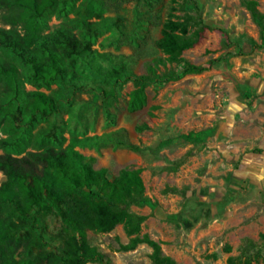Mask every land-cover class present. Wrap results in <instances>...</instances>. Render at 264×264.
Wrapping results in <instances>:
<instances>
[{
	"label": "rangeland",
	"instance_id": "obj_1",
	"mask_svg": "<svg viewBox=\"0 0 264 264\" xmlns=\"http://www.w3.org/2000/svg\"><path fill=\"white\" fill-rule=\"evenodd\" d=\"M249 2L264 16V0H186V10L212 30L181 58L207 69L182 74V64L159 66L158 74L174 70L179 78L149 83L146 103L136 110L129 106L134 87L126 76L149 78L147 66L165 57L157 42L170 14L181 15L173 11L176 5L65 0L40 20L34 49L41 60L47 57L44 43L58 32L88 49L83 58L62 53L63 81L25 83L26 92L53 96L59 105L57 114L38 118L32 135L51 128L68 140L125 131L136 151L91 145L76 150L93 158V168L105 169L108 179L124 169L139 170L149 205L132 210L152 214L140 236L159 243L175 264H264V31L252 19ZM5 14L0 9V27L8 28L1 22ZM2 58L15 63L23 78L30 74L8 52ZM113 69L119 79L111 77ZM109 92L113 97L105 99ZM35 149L29 144L25 152ZM4 180L0 171V184ZM45 224L41 234L51 258L60 250L64 228L57 216ZM88 239L114 264H151L152 249L145 244L121 250L131 239L124 222L89 232Z\"/></svg>",
	"mask_w": 264,
	"mask_h": 264
},
{
	"label": "trees",
	"instance_id": "obj_2",
	"mask_svg": "<svg viewBox=\"0 0 264 264\" xmlns=\"http://www.w3.org/2000/svg\"><path fill=\"white\" fill-rule=\"evenodd\" d=\"M60 1L65 0H0V9L7 11L1 22L8 26L0 27V131L5 135L0 139V149L4 151L0 155V171L5 176L0 184V264H114L107 254L90 245L88 233L108 231L121 222L131 236L121 246L122 251L145 244L152 249L151 264H175L162 254L159 243L146 234L140 236L141 226L152 214L132 210L149 205L139 170L124 169L108 179L105 169L93 168V158L87 159L76 150L81 145H91L127 146L136 151L125 131L84 139L72 136L68 140L51 128L32 135L38 118L57 114L59 105L53 96L26 92L25 83L44 85L58 79L63 81V54L83 58L88 49L73 35L58 32L51 36V43H44L47 57L41 60L36 55L34 45L40 20ZM170 2L176 5L173 11L181 15L170 14L163 26L157 45L165 57H157L147 66L149 78L126 76L134 87L129 102L131 110L145 105L149 83L179 78L174 70L158 74L159 66L182 64V74H200L207 69L181 58V53L195 46L203 33L212 28L197 13L186 10V0ZM255 7L254 3H247L252 19L263 32L264 16ZM62 45L60 51L58 47ZM3 51L30 67L27 78H23L15 63L2 58ZM111 73L116 79L121 74L117 69ZM105 96L111 98L113 92ZM17 122L25 127H18ZM29 144H33L35 151L25 152ZM50 216H57L64 228L60 250L51 258L44 250L41 234ZM19 249L21 252L17 254Z\"/></svg>",
	"mask_w": 264,
	"mask_h": 264
}]
</instances>
